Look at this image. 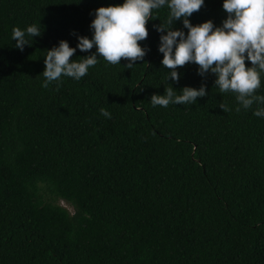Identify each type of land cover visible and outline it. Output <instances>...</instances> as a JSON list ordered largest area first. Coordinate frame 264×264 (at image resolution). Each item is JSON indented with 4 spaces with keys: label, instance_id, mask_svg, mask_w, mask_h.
Wrapping results in <instances>:
<instances>
[{
    "label": "trees",
    "instance_id": "16d2710c",
    "mask_svg": "<svg viewBox=\"0 0 264 264\" xmlns=\"http://www.w3.org/2000/svg\"><path fill=\"white\" fill-rule=\"evenodd\" d=\"M122 2L0 0V264H264V118L194 64L166 80L153 29L166 6L132 71L100 57L79 81L41 86L45 50L90 38L89 13ZM221 5L205 0L191 23L220 25ZM31 24L42 35L20 51L11 29ZM169 84L207 95L153 107Z\"/></svg>",
    "mask_w": 264,
    "mask_h": 264
},
{
    "label": "clouds",
    "instance_id": "9594fccd",
    "mask_svg": "<svg viewBox=\"0 0 264 264\" xmlns=\"http://www.w3.org/2000/svg\"><path fill=\"white\" fill-rule=\"evenodd\" d=\"M205 0H123L121 4L102 6L90 12L91 37L76 36V46L60 40L43 57L42 87L53 81L59 83L62 76L79 81L88 70L98 63V58L111 65H120L121 59L131 71L137 61H143L149 49L140 42L146 40V23L152 19L153 10L168 9L165 25H154L159 34L158 53L162 54L161 66L167 69L166 80L177 83L178 68L186 64L197 66L196 74L201 78L213 75L214 87L221 93H234L236 111L248 110L255 103L256 117L264 118V95L256 94L264 75V0H222L226 13L220 25L208 20L196 25L190 21L193 13L199 11ZM181 22L183 29H175V22ZM41 25L31 24L24 29L13 27L11 39L15 48L23 51L29 39L40 37ZM95 48L94 52H90ZM89 55L71 59L76 51ZM246 61L250 66H246ZM170 85V84H169ZM179 92V94H177ZM207 95L205 85L197 89L185 86L179 91L170 85L163 95L153 94V107L167 108L170 104H196L197 98ZM227 112L230 109L221 105ZM101 115L110 118V113L101 108Z\"/></svg>",
    "mask_w": 264,
    "mask_h": 264
},
{
    "label": "rangeland",
    "instance_id": "374dc122",
    "mask_svg": "<svg viewBox=\"0 0 264 264\" xmlns=\"http://www.w3.org/2000/svg\"><path fill=\"white\" fill-rule=\"evenodd\" d=\"M47 198L50 196H46ZM57 204L60 205L63 208H66L71 214L75 213V210L72 206H70L67 202H65L64 200H58Z\"/></svg>",
    "mask_w": 264,
    "mask_h": 264
}]
</instances>
